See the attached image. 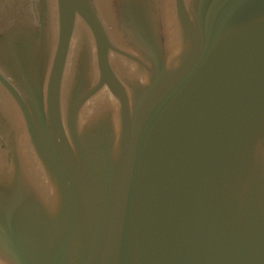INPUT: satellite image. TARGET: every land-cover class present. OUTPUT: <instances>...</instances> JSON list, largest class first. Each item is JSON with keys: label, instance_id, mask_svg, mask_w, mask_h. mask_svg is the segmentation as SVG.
Listing matches in <instances>:
<instances>
[{"label": "water", "instance_id": "water-1", "mask_svg": "<svg viewBox=\"0 0 264 264\" xmlns=\"http://www.w3.org/2000/svg\"><path fill=\"white\" fill-rule=\"evenodd\" d=\"M2 21L0 264H264V0Z\"/></svg>", "mask_w": 264, "mask_h": 264}, {"label": "flooded vegetation", "instance_id": "flooded-vegetation-1", "mask_svg": "<svg viewBox=\"0 0 264 264\" xmlns=\"http://www.w3.org/2000/svg\"><path fill=\"white\" fill-rule=\"evenodd\" d=\"M9 1L10 0H0V21L6 15V8H9ZM1 23H3V21L0 22V31H1ZM10 28H11V26H9V24H6L5 25V30H6L5 33L10 32ZM2 35L3 34L0 33V36H2ZM90 109H91V106H90Z\"/></svg>", "mask_w": 264, "mask_h": 264}]
</instances>
